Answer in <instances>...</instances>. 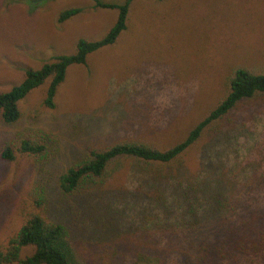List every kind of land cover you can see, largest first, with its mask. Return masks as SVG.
I'll list each match as a JSON object with an SVG mask.
<instances>
[{"label": "rangeland", "instance_id": "rangeland-1", "mask_svg": "<svg viewBox=\"0 0 264 264\" xmlns=\"http://www.w3.org/2000/svg\"><path fill=\"white\" fill-rule=\"evenodd\" d=\"M72 7L79 13L57 23ZM115 17L90 0H50L35 9L0 0V93L25 70L73 54L80 38L101 39ZM127 24L114 45L66 69L54 109L44 105L45 81L19 101L17 121L0 117V152L16 149L22 136L42 133L46 143L39 160L17 150L11 161L0 158V243L35 211L65 227L86 264H159L153 254L161 255L166 240L159 237L156 250L142 245L137 215L156 191L152 171L160 165L119 159L101 183L70 194L61 191L60 177L91 148L141 139L174 144L227 92L230 67L264 72V0H135ZM221 126L219 137L199 141L182 162L218 178L232 201L264 207V95L239 103ZM174 257L165 264H176Z\"/></svg>", "mask_w": 264, "mask_h": 264}, {"label": "trees", "instance_id": "trees-1", "mask_svg": "<svg viewBox=\"0 0 264 264\" xmlns=\"http://www.w3.org/2000/svg\"><path fill=\"white\" fill-rule=\"evenodd\" d=\"M12 1L35 9L50 0ZM90 1L95 8L116 11L113 25L101 39L80 38L73 54L57 55L36 70H25L18 84L0 93V117L5 123L12 124L19 119V101L45 81L44 105L54 109L56 92L66 69L71 65H85L90 54L114 45L128 29L129 7L135 0H123L121 3ZM152 1L159 4L164 0ZM79 10L75 7L61 10L56 17L57 23L72 18ZM255 72L250 67H230L225 75L227 92L188 130L184 138L168 147L160 148L159 142L141 139L91 148L80 163L70 167L60 177L61 191L70 194L91 182L101 183L119 159L156 163L160 166L152 171V181L157 188L137 215L138 226H141L137 239L145 247L155 250L159 237L166 240L165 250L159 251L161 255L153 254L159 264H165L164 259L173 255L175 257L171 260L176 264H264V207L250 209L245 207V202L232 201L221 190L218 178H203L181 160V156L199 141L219 137L221 125L226 124L231 111L239 103L264 95V72ZM44 138L42 133L19 137L16 149L6 145L0 152V158L11 161L14 150H17L28 158L42 159L46 153ZM161 184L165 187H158ZM34 201L35 209L41 208V197ZM151 212V216L144 215ZM157 214L161 215L160 218ZM143 215L149 220L148 227L142 220ZM149 227L158 231L151 236L147 230ZM24 249L29 250L28 255L22 254ZM139 257L145 256L140 253ZM0 264L86 263L64 226L47 222L39 212L31 211L8 242L0 243Z\"/></svg>", "mask_w": 264, "mask_h": 264}]
</instances>
